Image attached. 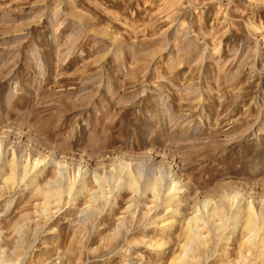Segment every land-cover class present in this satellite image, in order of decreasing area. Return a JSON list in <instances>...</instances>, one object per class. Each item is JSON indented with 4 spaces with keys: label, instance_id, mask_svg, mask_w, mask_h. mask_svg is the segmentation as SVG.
<instances>
[{
    "label": "rangeland",
    "instance_id": "374dc122",
    "mask_svg": "<svg viewBox=\"0 0 264 264\" xmlns=\"http://www.w3.org/2000/svg\"><path fill=\"white\" fill-rule=\"evenodd\" d=\"M0 264H264V0H0Z\"/></svg>",
    "mask_w": 264,
    "mask_h": 264
},
{
    "label": "bare ground",
    "instance_id": "6f19581e",
    "mask_svg": "<svg viewBox=\"0 0 264 264\" xmlns=\"http://www.w3.org/2000/svg\"><path fill=\"white\" fill-rule=\"evenodd\" d=\"M250 222H251V221H250ZM250 222H249V223H250ZM250 226H251V225H250Z\"/></svg>",
    "mask_w": 264,
    "mask_h": 264
}]
</instances>
